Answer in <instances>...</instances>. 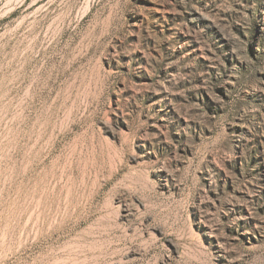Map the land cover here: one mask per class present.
Here are the masks:
<instances>
[{
    "label": "rangeland",
    "instance_id": "obj_1",
    "mask_svg": "<svg viewBox=\"0 0 264 264\" xmlns=\"http://www.w3.org/2000/svg\"><path fill=\"white\" fill-rule=\"evenodd\" d=\"M0 264H264V0H0Z\"/></svg>",
    "mask_w": 264,
    "mask_h": 264
}]
</instances>
